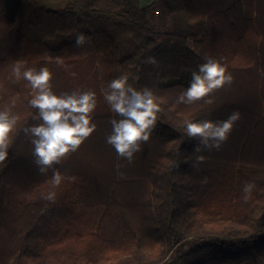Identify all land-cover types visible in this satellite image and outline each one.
Listing matches in <instances>:
<instances>
[{"label": "trees", "instance_id": "trees-1", "mask_svg": "<svg viewBox=\"0 0 264 264\" xmlns=\"http://www.w3.org/2000/svg\"><path fill=\"white\" fill-rule=\"evenodd\" d=\"M167 7L163 28L157 5L139 0H0V108L15 101L20 117L0 164V264H264V0ZM80 33L91 42L76 47ZM148 56L158 64H145ZM208 56L226 58L233 82L211 105L177 104ZM15 60L47 64L58 94L97 93V131L54 166L75 177L59 187L49 183L52 169L39 173L22 131L36 110L27 82L10 79ZM123 72L155 89L161 107L131 164L106 143L114 113L102 90ZM235 110L241 119L227 142L194 169L198 142L184 135V122ZM245 181L256 184L247 201ZM50 191L54 201L45 199Z\"/></svg>", "mask_w": 264, "mask_h": 264}, {"label": "clouds", "instance_id": "clouds-1", "mask_svg": "<svg viewBox=\"0 0 264 264\" xmlns=\"http://www.w3.org/2000/svg\"><path fill=\"white\" fill-rule=\"evenodd\" d=\"M90 42L91 38L84 33L75 38L76 47H83ZM44 58L48 62L54 59L57 64L62 63L61 57L53 58L47 51ZM144 63L156 66L158 61L155 57L148 56ZM10 68V79L14 82L26 81L30 86L31 98L28 104L36 110L32 117L36 123L23 127L22 131L33 145L34 163L41 175H47L52 169L49 183L53 188L59 187L65 179L75 177L65 176L54 166L78 151L97 131L98 126L94 122L97 93L94 90H73L58 94L51 83L54 73L47 64L38 68L28 67L26 61L15 60ZM233 79L226 58L205 57V62L198 66L197 71L192 72L188 87L176 97V103L193 105L204 100L211 105L214 103L212 95L230 85ZM102 92L110 111L114 113V118L109 120L111 131L106 136V143L115 149L118 157L131 164L135 155L142 150V145L150 140L156 127L158 113L161 111L160 97L153 88L136 87L129 72H123L110 80ZM14 107L15 101L11 106L0 108V164L9 158L11 134L17 130L20 122V117L13 113ZM240 119L241 113L235 110L223 120L184 122V135L198 142L194 149V169L206 161L204 152L221 149ZM203 182H207L206 177ZM255 189L254 182L245 181L242 188L243 199L249 200ZM55 196L56 193L50 191L45 199L54 201Z\"/></svg>", "mask_w": 264, "mask_h": 264}, {"label": "rangeland", "instance_id": "rangeland-1", "mask_svg": "<svg viewBox=\"0 0 264 264\" xmlns=\"http://www.w3.org/2000/svg\"><path fill=\"white\" fill-rule=\"evenodd\" d=\"M140 5L145 7L150 4H156L158 10L157 16V24L160 27H165L167 25V18H168V7H167V0H139Z\"/></svg>", "mask_w": 264, "mask_h": 264}, {"label": "crops", "instance_id": "crops-1", "mask_svg": "<svg viewBox=\"0 0 264 264\" xmlns=\"http://www.w3.org/2000/svg\"><path fill=\"white\" fill-rule=\"evenodd\" d=\"M95 137H97V136L95 135ZM99 137H101V136H99ZM109 149H110V148H109ZM83 151H84V150H83ZM109 160H110V157H109ZM113 164H114L115 166H117L115 161L113 162ZM113 164H112L111 161H107V162L105 163V166H106V167H110V168L113 169Z\"/></svg>", "mask_w": 264, "mask_h": 264}]
</instances>
